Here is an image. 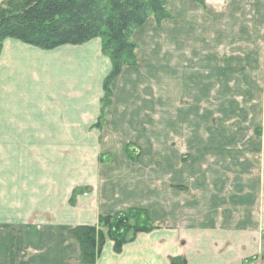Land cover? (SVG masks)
Returning <instances> with one entry per match:
<instances>
[{
	"label": "crops",
	"instance_id": "crops-1",
	"mask_svg": "<svg viewBox=\"0 0 264 264\" xmlns=\"http://www.w3.org/2000/svg\"><path fill=\"white\" fill-rule=\"evenodd\" d=\"M166 9L162 27L134 32L137 64L113 81L103 127L113 66L100 39L5 40L0 264H84L72 230L132 208L156 228L120 252L108 240L95 264H264V0ZM191 82L200 91L183 92Z\"/></svg>",
	"mask_w": 264,
	"mask_h": 264
},
{
	"label": "trees",
	"instance_id": "trees-1",
	"mask_svg": "<svg viewBox=\"0 0 264 264\" xmlns=\"http://www.w3.org/2000/svg\"><path fill=\"white\" fill-rule=\"evenodd\" d=\"M168 16L166 0H6L0 5V56L3 42L9 38L44 50L102 39L103 52L113 65L104 82L101 117L104 120L111 102L113 81L125 66L137 64L134 32L150 17H154L160 27ZM134 150L129 144L130 155ZM155 228L146 210L132 208L100 217L98 225L78 226L71 233L80 242L83 263L95 264L108 240L113 241L115 251L120 252L137 234ZM184 262L180 257L171 259V264Z\"/></svg>",
	"mask_w": 264,
	"mask_h": 264
},
{
	"label": "rangeland",
	"instance_id": "rangeland-1",
	"mask_svg": "<svg viewBox=\"0 0 264 264\" xmlns=\"http://www.w3.org/2000/svg\"><path fill=\"white\" fill-rule=\"evenodd\" d=\"M4 1H6V0H0V5L2 4V3H4ZM153 20L151 19V22H152ZM163 23V22H162ZM153 24H154V22H153ZM155 26V25H154ZM160 27H162V24H161V26ZM153 30V29H152ZM152 34H153V32H152ZM140 35L141 36H143V33H140V32H138V62L139 63H141V66L143 65V66H146L147 64H148V62L149 61H151L152 60V58L150 57V60L147 62L146 60H145V57H149L150 56V53H151V46L150 47H145V44L143 43V40L141 41V39H143V38H141L140 39ZM154 36H152L151 35V38H153ZM98 39H100V38H98ZM7 40V39H6ZM101 41H102V39H100ZM133 40H134V38H133ZM5 42V41H4ZM4 42H3V45H4ZM135 42V41H134ZM145 49V50H144ZM2 52V51H1ZM105 55H107V54H105ZM108 56V55H107ZM109 57V56H108ZM149 63H151V62H149ZM113 66V65H112ZM113 68V67H112ZM145 69H146V67H145ZM199 74H197L196 75V78H198L199 76H198ZM106 80V79H105ZM192 86L193 87H196L197 86V91H200V83H198L197 82V84H195L194 82H191V86H188V85H184V90H183V92H185V91H187V90H192ZM175 88H177V86H175ZM177 89H175V91H176ZM181 90H182V88H181ZM208 117H209V115H208ZM211 118V117H210ZM225 118V117H224ZM103 119L101 118L100 119V123H101V126H99V127H103L104 126V124H103ZM216 120L215 119H213L211 122H212V124L214 125V124H216V123H214ZM100 125V124H99ZM228 131L227 130H224V133L222 134V136H221V138L222 139H228V140H231L232 139V137H235L236 135H232V136H229L228 137ZM231 138V139H230ZM223 141H225V140H223ZM208 152V151H207ZM186 155H184V157H185ZM183 161V160H182ZM170 168V167H169ZM193 169V168H192ZM152 221V220H151Z\"/></svg>",
	"mask_w": 264,
	"mask_h": 264
}]
</instances>
